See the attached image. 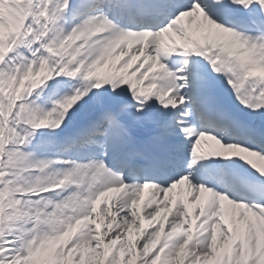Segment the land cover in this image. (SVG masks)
Masks as SVG:
<instances>
[{
	"label": "snow or ice",
	"instance_id": "6c2138e0",
	"mask_svg": "<svg viewBox=\"0 0 264 264\" xmlns=\"http://www.w3.org/2000/svg\"><path fill=\"white\" fill-rule=\"evenodd\" d=\"M0 264H264V0H0Z\"/></svg>",
	"mask_w": 264,
	"mask_h": 264
}]
</instances>
